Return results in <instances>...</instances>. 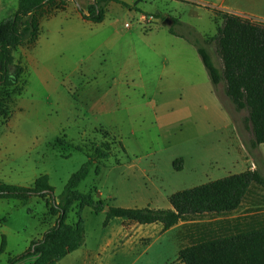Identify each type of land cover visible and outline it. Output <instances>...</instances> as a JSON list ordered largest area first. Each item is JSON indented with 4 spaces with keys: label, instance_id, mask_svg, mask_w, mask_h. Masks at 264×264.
I'll list each match as a JSON object with an SVG mask.
<instances>
[{
    "label": "rangeland",
    "instance_id": "1",
    "mask_svg": "<svg viewBox=\"0 0 264 264\" xmlns=\"http://www.w3.org/2000/svg\"><path fill=\"white\" fill-rule=\"evenodd\" d=\"M117 15L111 12L103 26L73 25L69 39L70 47L75 44V80L59 88L51 80L47 89L42 86L41 90L40 85L27 84L22 78L16 88H9L7 125L16 127L7 132L14 137L7 157L9 174L13 177L18 168L27 167L26 183L45 175L53 200L32 197L24 206L8 201L0 210V224H7L2 231L7 232L8 239L0 264L18 256L26 241L47 224L54 225L57 217L50 203L59 202L70 176L89 160L88 174L77 191L92 194L111 207L170 209L171 194L244 171L256 172L263 181L250 184L240 207L233 212L188 217L164 234L143 236L142 244L150 239L152 244L144 253L139 250L136 261L127 259L126 264H180L176 258L181 247L264 225V145L260 150L250 148L247 111L234 109L224 94L223 83L214 90L196 48L188 41H209L200 45L221 71L218 46L212 38L224 24L223 17L217 15L212 20L198 13L200 19H195L185 12L180 22L163 14L149 25H139ZM165 18L171 20L170 25L162 24ZM113 22L118 34L123 33L127 22L147 44L148 38L156 36H148L149 32L159 30L163 36L171 28L189 44L187 66L183 60L177 66L168 65L163 60L166 54L157 52L162 57L155 56L138 43L133 45V57L111 61L100 31ZM67 49L60 44L51 56H65ZM124 62L133 69L127 72L132 73L127 78L118 74ZM150 79L154 80L152 84L143 82ZM218 102L232 122L229 128ZM105 103L108 107L100 110ZM177 158L183 159L181 171L172 168ZM79 204L73 205L66 223L76 222L80 210L88 240L98 239L106 211L90 213L88 207L80 209ZM113 220L115 227L122 219Z\"/></svg>",
    "mask_w": 264,
    "mask_h": 264
},
{
    "label": "trees",
    "instance_id": "2",
    "mask_svg": "<svg viewBox=\"0 0 264 264\" xmlns=\"http://www.w3.org/2000/svg\"><path fill=\"white\" fill-rule=\"evenodd\" d=\"M69 0H18L17 10L0 21V114L7 115L9 88H16L23 70L14 63L13 51L26 41L34 44L38 33V19L44 8H64ZM117 0H92L86 11L79 10L82 18L92 23L104 20L106 6ZM224 24L218 28L215 40L222 62L221 71L212 63L200 43L207 40H188L197 50L208 73L214 90L223 83L224 94L236 111L246 110V122L252 135L250 148L264 144V23L242 19L234 15L219 14ZM159 17V16H156ZM169 32L175 34L170 28ZM211 40V39H210ZM246 146V144H245ZM105 155V154H104ZM91 161H87L68 179L59 202H51L55 223L40 240L31 242L22 254L9 258L7 264H15L26 257H36L32 264H57L68 254L79 249L85 240V222L79 210L76 222L66 223V216L75 203L88 207L92 213L104 211L105 228L111 219L120 218L125 228L130 225L160 224L163 231L173 228L183 219L204 214H225L237 210L252 182L262 183L256 172L239 174L209 181L177 191L168 198L170 209L111 207L92 194H82L77 187L88 174ZM175 171L183 169V159L172 161ZM96 168V173H98ZM53 190L45 175L38 177L30 187L0 183V198L14 199L24 206L29 198L49 197ZM30 213L29 210H27ZM5 249L1 242L0 253ZM180 264H264V225L233 235L204 239L181 247L177 252Z\"/></svg>",
    "mask_w": 264,
    "mask_h": 264
},
{
    "label": "crops",
    "instance_id": "3",
    "mask_svg": "<svg viewBox=\"0 0 264 264\" xmlns=\"http://www.w3.org/2000/svg\"><path fill=\"white\" fill-rule=\"evenodd\" d=\"M117 1L133 6L134 8L128 9L121 4L110 2L106 6L105 17L101 23H92L84 20L79 12V10L86 11L92 0H84L83 3H78L77 0H69L62 9L44 8L43 14L38 19L39 33L34 44L31 45L24 41L23 44L13 51L14 63L22 68V78L27 81V84H31L32 82V84L46 87L52 80L55 82V85H57V88H59L60 86H65L66 82H70V79H74V75L76 74V63L74 58L75 44L73 42L70 47L71 42L69 39L70 34L74 32L73 25L78 23L81 25L96 24L103 26L109 20L111 12H116L118 14L117 17H128L135 20L139 25L141 24L139 20L142 15H153L155 17L163 14L171 15L178 18V21L182 22L181 14L185 12H188L195 19H200L198 13H201L212 20L217 18V15L219 14H227L264 23V0ZM17 5L18 0H0V21L11 16L17 10ZM162 11L165 13L162 14ZM126 23L127 22H125L124 25ZM124 25L122 34H118L115 31L114 22L108 23V28L100 31V34H104L105 36L103 47L108 51L111 61H119L121 58L124 59L126 57L128 59L129 56L133 57V45L138 43L143 45L144 48H147L150 54L155 56L162 57L160 56L161 54L158 53L166 54V56L163 57V60L166 61V64L168 62V65L174 64V66H177L178 61L182 62L183 60L185 67L187 66V51L189 44L179 35L171 34L169 30H167L165 35L162 36L159 30H153L148 33V36H156L148 38L149 43L147 44L145 39L141 38L143 35L138 34L136 30H132L131 26L125 28ZM151 43L152 45H150ZM60 44L68 46L65 56L64 54L57 57L51 56L52 50L59 47ZM198 59L202 63L199 54ZM194 60L197 63V59ZM129 66L130 64L126 62L121 64L118 68V74L123 75L125 78L128 76L130 77L132 73L127 75V72L133 71V69H130ZM118 82L119 81L115 78V83ZM143 82L146 84H152L154 80H144ZM44 89L46 90L47 87ZM41 90H43V87ZM106 107H108V105L105 103L104 106H100V110L105 109ZM217 108L226 121L225 126L229 128L232 125L229 115L221 103H217ZM12 128L16 127L7 125V115L3 116L0 114V183L4 185L28 187L33 184L37 178L31 179L29 181L30 183H26L28 182L26 181L27 178L25 175L28 169L27 167L21 166L18 168V173L13 177L9 174L10 167L7 168V157L10 156L14 145V137L7 132ZM261 145L258 146L259 150ZM262 157L264 160V154H262ZM7 176L10 180L9 183H7ZM8 201L18 202L14 199L0 198V210L7 205ZM86 209L92 213L90 208ZM114 222L116 221L112 219L105 228L102 227L103 233L98 239L90 240L87 238L85 224V240L83 245L76 251L68 254L57 264H126L127 259L134 262L138 259L139 250L141 253H144L152 244L151 239L149 243L142 244L141 239L143 236L155 237L157 234L161 235L171 230L163 231L160 224H133L128 228H125L123 220L117 221V226L113 227L112 225ZM52 226L47 224V226L35 237L28 239L26 241L25 249L21 251L20 254L24 253L30 247L32 241L40 240L44 233ZM3 228L7 229L6 223L3 225L0 224V240L1 242L4 241L6 249L8 246V239L6 237L7 232L3 233L2 231ZM35 260L36 257L30 256L15 264H32ZM131 262L127 264H132Z\"/></svg>",
    "mask_w": 264,
    "mask_h": 264
},
{
    "label": "built area",
    "instance_id": "4",
    "mask_svg": "<svg viewBox=\"0 0 264 264\" xmlns=\"http://www.w3.org/2000/svg\"><path fill=\"white\" fill-rule=\"evenodd\" d=\"M154 20H155V16H153V15H142V16L140 17L139 22H140L141 24H144V25H147V24L149 25V24H151ZM124 26H125V28H129V27H130V24L126 23Z\"/></svg>",
    "mask_w": 264,
    "mask_h": 264
},
{
    "label": "water",
    "instance_id": "5",
    "mask_svg": "<svg viewBox=\"0 0 264 264\" xmlns=\"http://www.w3.org/2000/svg\"><path fill=\"white\" fill-rule=\"evenodd\" d=\"M162 24L165 25V26L170 25L171 24V20L169 18H165L163 20ZM104 210L107 211L108 207H105Z\"/></svg>",
    "mask_w": 264,
    "mask_h": 264
}]
</instances>
